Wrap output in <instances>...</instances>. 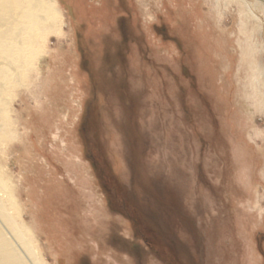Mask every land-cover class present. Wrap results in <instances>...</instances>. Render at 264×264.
<instances>
[{"label":"rangeland","instance_id":"rangeland-1","mask_svg":"<svg viewBox=\"0 0 264 264\" xmlns=\"http://www.w3.org/2000/svg\"><path fill=\"white\" fill-rule=\"evenodd\" d=\"M54 2L0 93L44 264H264V0Z\"/></svg>","mask_w":264,"mask_h":264},{"label":"bare ground","instance_id":"bare-ground-1","mask_svg":"<svg viewBox=\"0 0 264 264\" xmlns=\"http://www.w3.org/2000/svg\"><path fill=\"white\" fill-rule=\"evenodd\" d=\"M42 21L57 23L54 0H0V93L12 88L7 83L8 69L23 70L39 56L35 46ZM17 55L20 57L18 64L14 61ZM9 98L8 94L0 96V108H6ZM3 117L6 121L7 114ZM0 264H44L37 246L25 233L7 186L1 181Z\"/></svg>","mask_w":264,"mask_h":264}]
</instances>
